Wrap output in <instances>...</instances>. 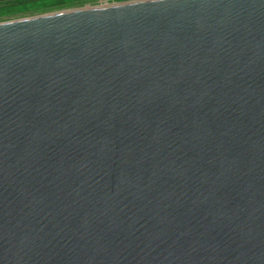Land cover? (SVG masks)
I'll return each instance as SVG.
<instances>
[{
	"label": "water",
	"instance_id": "1",
	"mask_svg": "<svg viewBox=\"0 0 264 264\" xmlns=\"http://www.w3.org/2000/svg\"><path fill=\"white\" fill-rule=\"evenodd\" d=\"M0 264H264V0L0 22Z\"/></svg>",
	"mask_w": 264,
	"mask_h": 264
},
{
	"label": "rangeland",
	"instance_id": "2",
	"mask_svg": "<svg viewBox=\"0 0 264 264\" xmlns=\"http://www.w3.org/2000/svg\"><path fill=\"white\" fill-rule=\"evenodd\" d=\"M132 0H21L0 1V22L31 17L60 10L106 6Z\"/></svg>",
	"mask_w": 264,
	"mask_h": 264
},
{
	"label": "trees",
	"instance_id": "3",
	"mask_svg": "<svg viewBox=\"0 0 264 264\" xmlns=\"http://www.w3.org/2000/svg\"><path fill=\"white\" fill-rule=\"evenodd\" d=\"M1 2H10V1H21V0H0Z\"/></svg>",
	"mask_w": 264,
	"mask_h": 264
}]
</instances>
